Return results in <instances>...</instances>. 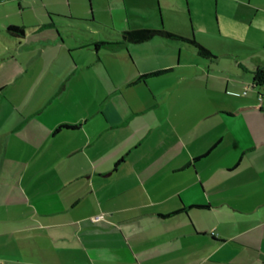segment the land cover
Returning a JSON list of instances; mask_svg holds the SVG:
<instances>
[{
  "label": "crops",
  "instance_id": "crops-1",
  "mask_svg": "<svg viewBox=\"0 0 264 264\" xmlns=\"http://www.w3.org/2000/svg\"><path fill=\"white\" fill-rule=\"evenodd\" d=\"M231 1L246 30L229 35L239 47L223 54L224 92L245 84L249 101L213 92L200 113L173 84L152 82L169 72L181 79V50L174 68L166 40H186L132 42L120 35L129 27L113 28L102 46L126 49H112L106 65L98 34L79 39L95 46L88 56L72 58L57 20L34 22L20 40L1 37L0 186L14 191L0 196V264H264V83L253 81L264 68V0ZM95 19L94 9L98 29ZM194 48L208 87L218 56ZM98 63L108 90L60 92ZM45 87L55 91L48 99ZM215 115L226 129L198 145L200 122ZM62 124L73 127L56 130ZM225 138L236 142L220 148Z\"/></svg>",
  "mask_w": 264,
  "mask_h": 264
},
{
  "label": "rangeland",
  "instance_id": "rangeland-1",
  "mask_svg": "<svg viewBox=\"0 0 264 264\" xmlns=\"http://www.w3.org/2000/svg\"><path fill=\"white\" fill-rule=\"evenodd\" d=\"M234 4L235 2L231 0H0V39L6 35L4 31L6 24L24 26L27 31L34 22L41 20L51 22L52 19L56 23L57 20V23L65 26V37L68 42H66L64 49L73 55L72 58L88 56L91 53L90 50H94L93 47L95 46L84 47L89 44H86L84 40L79 41V39L83 37L89 39L98 34L97 45L100 48V55L106 65H111L115 61V54L112 49L123 51L126 47L125 43H122L121 46H102L108 41L99 38L100 36L104 37L107 30H121L127 27H164L185 37H194L210 49L214 55L218 56L216 61L210 63L216 70H213L215 75L210 76L208 87L205 84L207 65H204L207 60L198 57L195 54V48L190 44L172 39L166 40L169 43L166 48V60L167 62L172 61L171 64L176 68V57L181 50L180 69H182L183 75L181 79L177 80L174 73L169 72L158 79H152V82L159 84V86L173 84L176 87L175 93L197 103L193 109H199L198 113H200L203 104L205 106L210 104V101H204L202 98L210 97L209 95H212L213 92L219 99L227 98L230 101L229 97H231L236 102L249 101L250 95L243 91L245 88L247 89L245 84L236 83L241 88L233 93L234 95H228L224 92L225 84L229 79L227 67L230 61L223 54L229 46L239 47L238 37H229V35L232 33L242 34L246 30L244 23L246 21L243 19L245 13ZM94 9L98 18V20L95 19L98 21V29L90 24V21L93 20ZM74 18L76 20H70ZM58 28L62 30L61 27ZM55 30H52L51 33L55 34ZM100 65L102 64L98 63L91 69L84 71L82 69L81 73L78 68L74 74H71V89L64 90L62 88L60 92L65 91L64 93L68 97H72L73 95L89 96L91 90L97 88L99 90L102 88L103 92L108 90L109 86L104 81L106 76ZM235 68L238 73L243 74L242 68L237 64ZM41 92L43 94L40 96L43 99H48L55 91L45 87ZM247 92L251 93L254 90L249 89L248 86ZM125 93L129 96L130 90L125 91ZM259 102L262 104L261 100ZM260 115H262V123L264 124V112ZM214 117L216 120H211V117L200 122L202 128L200 135L204 132V136L198 138V145H203L207 140L214 137L216 138L214 141L217 140L221 137L223 130L226 129L219 118L222 116L215 115ZM235 142L236 140L233 138H225L219 147L229 149ZM13 191L14 187L10 185L7 188L0 186V196L2 193L13 194ZM5 209L6 204L0 202V213Z\"/></svg>",
  "mask_w": 264,
  "mask_h": 264
},
{
  "label": "trees",
  "instance_id": "trees-1",
  "mask_svg": "<svg viewBox=\"0 0 264 264\" xmlns=\"http://www.w3.org/2000/svg\"><path fill=\"white\" fill-rule=\"evenodd\" d=\"M4 31L6 34L10 35L11 37L15 38L16 40H20V38L24 37L26 34V29L24 26L16 25V24H6ZM121 37L125 40L132 41V42H141L144 40H148L154 36H164L173 39H181L186 40L194 47H196L197 51L202 56L207 57H214L213 53L200 42H198L194 37H185L180 34L174 33L170 30L165 29L164 27L160 28H150V27H141V28H127L121 32ZM98 43H96L97 45ZM157 72H153L150 74H154ZM253 81L255 84H263L264 83V68L260 67L257 68L253 73ZM238 111V110H237ZM236 111V112H237ZM72 125L62 124L59 125L56 130L60 128H72ZM122 161L120 158L115 163V167L118 165L119 162ZM177 212V211H174Z\"/></svg>",
  "mask_w": 264,
  "mask_h": 264
}]
</instances>
